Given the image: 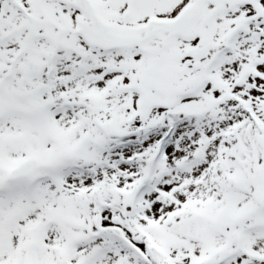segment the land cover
Segmentation results:
<instances>
[{
  "label": "snow or ice",
  "instance_id": "snow-or-ice-1",
  "mask_svg": "<svg viewBox=\"0 0 264 264\" xmlns=\"http://www.w3.org/2000/svg\"><path fill=\"white\" fill-rule=\"evenodd\" d=\"M0 264H264V0H0Z\"/></svg>",
  "mask_w": 264,
  "mask_h": 264
}]
</instances>
